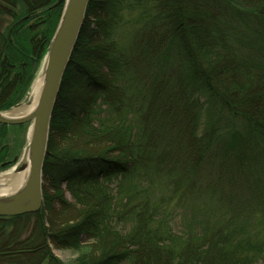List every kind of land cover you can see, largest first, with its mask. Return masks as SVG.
Returning a JSON list of instances; mask_svg holds the SVG:
<instances>
[{
  "label": "trees",
  "instance_id": "16d2710c",
  "mask_svg": "<svg viewBox=\"0 0 264 264\" xmlns=\"http://www.w3.org/2000/svg\"><path fill=\"white\" fill-rule=\"evenodd\" d=\"M54 1L0 0V18L12 19L0 32V111L31 81L59 19ZM86 8L53 114L74 91H89L51 130L43 162V178L63 172L78 184L79 208L63 201L72 216L51 227L49 202L46 220L0 217V264H63L47 242L78 249L83 240L91 245L75 264L264 259V0H90ZM52 133L74 144L59 148ZM118 177L114 194L104 181Z\"/></svg>",
  "mask_w": 264,
  "mask_h": 264
},
{
  "label": "water",
  "instance_id": "95a60500",
  "mask_svg": "<svg viewBox=\"0 0 264 264\" xmlns=\"http://www.w3.org/2000/svg\"><path fill=\"white\" fill-rule=\"evenodd\" d=\"M89 0H57L52 6L63 4L57 26L47 48L43 69V83L34 110L22 116H7L0 111L1 125L30 123L26 151L29 170L26 178L13 192L0 196V217H14L36 213L42 205L43 162L46 155L49 121L64 71L69 63L82 27ZM18 20L13 23L14 27ZM11 27V28H12ZM11 29H9L8 34ZM19 161L14 168L23 170Z\"/></svg>",
  "mask_w": 264,
  "mask_h": 264
},
{
  "label": "rangeland",
  "instance_id": "374dc122",
  "mask_svg": "<svg viewBox=\"0 0 264 264\" xmlns=\"http://www.w3.org/2000/svg\"><path fill=\"white\" fill-rule=\"evenodd\" d=\"M56 2H57V0H55L54 3H52V5L55 4ZM59 5L62 9L63 4H59ZM59 5H57V6H59ZM150 6H151V4L149 3L148 4L149 9H150ZM60 14H61V10H60ZM59 17H60V15H59ZM2 18H4V19H2ZM0 19L3 20V21H0V32L2 33V32H5L8 25L10 24V22H12V19L9 18L8 16H6V14L3 15ZM86 19H87V14L85 12L84 20H86ZM129 21H133V18L130 19ZM57 23H58V21H57ZM56 26H57V24H56ZM8 31L9 30H7V36L9 37L10 32L8 34ZM125 40H126V38H124V36H123L122 43ZM166 44H167L168 48L170 49L171 53H176V55L182 54V51L180 50V48L178 47V45L176 43L171 42V40H168ZM48 45H49V42H48ZM47 48H48V46L45 48V50H43V52L41 53V56L37 60L35 66H34L33 72H32L31 81L29 82L28 86L24 90L21 99L15 105H13L9 109H7V111H3V112L9 113L10 111L14 110L15 108H17V107L28 102V100L30 99L29 98V92L31 89V85L33 84V81L37 77L40 70L44 67V64L46 61V55H47ZM88 91H89V89L86 86L84 88L77 90V91H74L72 93V95L70 94L71 96L70 95L68 96V100H67V104L65 106V109H62V111L58 110L56 112L57 114L52 113L50 121H49L48 140H49V136L51 134V130H57L62 125L66 124V120L69 119V112H71L70 110L75 109L77 107V105L79 104V101L82 98L87 96ZM22 126H23V128L21 129V131H17L14 128H10V131L8 133V137H11V139H9V140L7 139L6 143L11 147L12 152H15V153H12V155H14V154L16 155V161L7 167H0V176H3L5 174H9V173H11V171H15V172L20 171L17 168H16L17 170H14L15 169L14 165H16V162H18V161L20 163L21 160L24 158L26 146H27V142H28V137H29L30 123H25ZM51 136H52V139H55V145L58 146L59 148L63 147V146L70 147L71 145L74 144L75 137L66 135L63 138L61 135L56 136L55 133L54 134L52 133ZM48 140H47V143H48ZM15 141L17 142L16 144H15ZM62 177H63V172L57 178H55V180L51 179V181H50V179L43 178L42 187H41L43 200H42L41 208L38 212L39 213L42 212L43 218H44V220H46L47 216L49 215V212L47 211V204L50 203V207H51L50 213H51V215H54V216L50 215L52 222H49V221L46 222L47 225H49V227H51L53 225V222L56 223L58 220L64 221L66 218L69 217V215H70L69 210H66L63 212L61 211L62 210L61 207L63 205L62 202L65 201L67 203H71L72 205H75L74 204L75 202L73 201V198L75 196L74 193H79L78 192L79 186H77L78 185L77 183L75 186H73V183L69 182L67 179H65L64 177L62 178ZM118 179H119V177L109 179L108 181H104V183L109 187V189H111V191L114 194H115L118 186L123 185V183H124V178H122L123 180L120 182ZM81 185L82 186L80 187V189L84 190V188L89 187L88 185H90V183H81ZM67 208L70 209V207H67ZM76 208H79V207L76 206ZM70 210H72V209H70ZM38 212H36V213H38ZM47 212H48V214H47ZM36 213H31L29 215L36 214ZM26 215H28V214H26ZM70 216H72V214ZM64 217H65V219H64ZM26 220H25V222H27L28 225L29 224L32 225L35 222L34 216H28ZM24 225L21 227H18V228H15L13 225L8 226V228L9 227H12V228L5 229V231L13 230L14 232L15 231L22 232V231H24ZM175 228H176V225H175ZM0 232H1V230H0ZM47 244H48L47 247H48V250L50 251V253L55 258H57L60 262H62L63 264H75L78 256H80L82 253L89 251V247L91 245V242L83 240V242L80 244L78 249H72V248L57 246L54 243H51L49 241L47 242ZM254 264H264V259H260L257 263H254Z\"/></svg>",
  "mask_w": 264,
  "mask_h": 264
},
{
  "label": "bare ground",
  "instance_id": "6f19581e",
  "mask_svg": "<svg viewBox=\"0 0 264 264\" xmlns=\"http://www.w3.org/2000/svg\"><path fill=\"white\" fill-rule=\"evenodd\" d=\"M43 69L40 70L37 77L33 81V84L31 85V89L29 92V100L27 103L15 108L14 110L10 111L9 113H5L7 116H22L27 115L31 113L37 103L39 93L42 87L43 83ZM30 132V129H29ZM20 165H25V168L19 172L11 171L9 174H5L3 176H0V196L1 195H7L13 192L18 186L21 185V183L24 181L28 174L29 170V159L28 154L24 155V158L22 159V163ZM17 170V169H14Z\"/></svg>",
  "mask_w": 264,
  "mask_h": 264
},
{
  "label": "flooded vegetation",
  "instance_id": "af4514ba",
  "mask_svg": "<svg viewBox=\"0 0 264 264\" xmlns=\"http://www.w3.org/2000/svg\"><path fill=\"white\" fill-rule=\"evenodd\" d=\"M23 124L20 125H1L0 124V167H7L16 161V155H12L11 147L6 143L10 128H14L17 131H21ZM17 142L15 141V144ZM17 163V162H16Z\"/></svg>",
  "mask_w": 264,
  "mask_h": 264
}]
</instances>
